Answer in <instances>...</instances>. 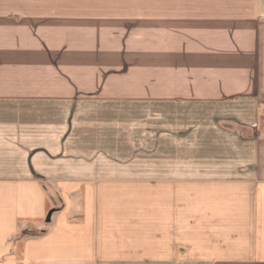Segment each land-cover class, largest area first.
<instances>
[{
    "label": "crops",
    "instance_id": "1",
    "mask_svg": "<svg viewBox=\"0 0 264 264\" xmlns=\"http://www.w3.org/2000/svg\"><path fill=\"white\" fill-rule=\"evenodd\" d=\"M104 46L128 53L122 97L191 107L180 153L26 172L25 100L73 96L26 68ZM0 264H264V0H0Z\"/></svg>",
    "mask_w": 264,
    "mask_h": 264
},
{
    "label": "rangeland",
    "instance_id": "2",
    "mask_svg": "<svg viewBox=\"0 0 264 264\" xmlns=\"http://www.w3.org/2000/svg\"><path fill=\"white\" fill-rule=\"evenodd\" d=\"M108 47L91 53L93 56L77 53L72 61L58 54L50 61L41 58L39 67L26 68V75L38 74L41 81L63 79L73 87L71 98L25 100L26 172L40 173L42 178L97 172L127 176L144 172L143 163L132 161L171 154L172 150L177 153L170 136H176V121L193 120L188 115L177 116L179 110L187 113L185 109L191 107L122 97L129 87L128 53ZM84 63L98 66H77ZM38 156L36 170L29 159Z\"/></svg>",
    "mask_w": 264,
    "mask_h": 264
}]
</instances>
